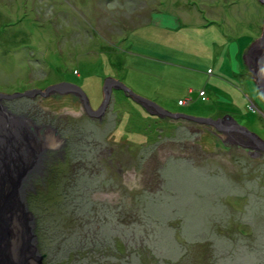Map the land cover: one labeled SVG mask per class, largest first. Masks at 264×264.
<instances>
[{
	"label": "rangeland",
	"instance_id": "obj_1",
	"mask_svg": "<svg viewBox=\"0 0 264 264\" xmlns=\"http://www.w3.org/2000/svg\"><path fill=\"white\" fill-rule=\"evenodd\" d=\"M157 18L175 31L161 37ZM263 23L258 0H0V92L67 82L96 110L111 77L170 113L230 116L264 141L262 95L248 81ZM110 100L97 118L71 94L0 100L10 194L0 218L7 208L23 218L17 249L1 238L0 264H38L31 246L40 264L264 260V151L158 118L120 90ZM49 181L58 201L42 211L31 199Z\"/></svg>",
	"mask_w": 264,
	"mask_h": 264
},
{
	"label": "water",
	"instance_id": "obj_2",
	"mask_svg": "<svg viewBox=\"0 0 264 264\" xmlns=\"http://www.w3.org/2000/svg\"><path fill=\"white\" fill-rule=\"evenodd\" d=\"M258 2L261 5H264V0H258ZM258 43V44H257ZM256 46V50H261L262 53L254 59V67L253 70H249L250 72V78L251 81L254 83L255 87L257 88L258 92L261 93L262 95V100L264 103V23L262 27V34L260 36V39H258L248 50V53H252L254 51V48ZM103 89V97H102V103L100 106L96 109L93 110L90 101H88L86 93H84L83 90L80 89L79 86L76 84H71V83H60V84H54L53 86L47 88L45 91L42 92H37V91H30V92H23L21 94L15 93L11 95L3 94L0 92V100L5 99V100H11L15 98H22V97H27V98H32L35 96L37 93L41 94L42 96L46 97L50 93H58L60 95L64 94H71V95H76L82 102V107L83 111H85V114L90 117V118H97L105 114L107 111V106L110 103L111 95L113 90L117 91L120 90L124 93L126 97H129L133 102H135L137 105H140L142 108H152L154 112H150L149 114L155 115L158 118H170V119H185L190 122L197 123L199 125H206L209 127H213L216 129L218 132L226 135L230 133H241L244 136H248L250 139L256 143V145L261 148V150L264 151V141L257 135L253 134L250 132L248 129H246L243 126L238 125L237 122L234 121V119L230 116H225L222 119H217V120H211L208 118H197V117H189L186 116L185 114H177V113H170L166 109L159 107L157 104H155L153 101L148 100L146 98L141 97L140 95H136L133 93L132 90L129 88H126L125 85L120 81L116 80L111 77H107L106 80L104 81V84L102 86ZM253 108V106H251ZM250 148V147H248ZM26 210V209H25ZM27 215L31 221L34 222L32 214L26 210ZM31 239L35 240L34 234L31 232ZM31 250L34 252V255H36V263L40 264V256L38 257V252L36 251V247L31 246ZM26 263V262H25ZM27 264V263H26Z\"/></svg>",
	"mask_w": 264,
	"mask_h": 264
},
{
	"label": "bare ground",
	"instance_id": "obj_3",
	"mask_svg": "<svg viewBox=\"0 0 264 264\" xmlns=\"http://www.w3.org/2000/svg\"><path fill=\"white\" fill-rule=\"evenodd\" d=\"M0 151H1V149H0ZM2 157V156H1ZM1 160L2 161H0V163L2 164V162L3 161H7L4 157L3 158H1ZM25 160V159H24ZM4 164H6L7 166H8V164L7 163H5V162H3ZM3 165V164H2ZM6 165H3V166H0V177L1 176H3L4 175V177H3V179H1L0 178V203H1V201L3 202H5V201H8V199H9V196H10V194H9V190H6L7 188H5L6 186V184L5 183H3V181L2 180H4V179H6L7 178V176L5 177V167H6ZM28 170V169H27ZM7 180V179H6ZM7 183V182H6ZM14 196V195H13ZM21 205V207H22V204H20ZM16 206H19V205H17V203H15V204H13L12 205V207H16ZM21 207H20V210H21ZM10 208H7V212L5 211V214L3 213V215H5V216H3V217H1L0 218V222H1V224L3 225V226H1L0 227V242H1V238L3 237V238H6L7 237V235H9L8 236V244L9 245H11V244H13L15 247H13L14 249L16 248V243H14L15 242V240L17 239V237H19L20 236V234H21V232H20V228L21 227H23L22 225L21 226H19L17 229H16V231L15 230H13V228H14V224L15 223H18V225L19 224H21L22 222H23V218H22V216L20 217V215H19V212L18 211H15V212H13V211H11V210H9ZM13 212V213H12ZM15 214V215H14ZM17 216H19V218L17 217ZM13 217V218H12ZM13 221H15L14 223H13ZM6 223H9V225L8 226H4V224H6ZM13 223V224H12ZM13 225V226H12ZM13 227V228H12ZM11 230V231H10ZM24 231V230H23ZM5 232H7L6 233V235H4V233ZM6 242V241H5ZM2 244V243H1ZM6 245V244H5ZM26 247V246H25ZM2 249V248H1ZM17 249V248H16ZM19 252V251H18ZM7 255V254H6ZM11 257V256H10ZM12 259V258H11ZM11 264V263H10Z\"/></svg>",
	"mask_w": 264,
	"mask_h": 264
},
{
	"label": "trees",
	"instance_id": "obj_4",
	"mask_svg": "<svg viewBox=\"0 0 264 264\" xmlns=\"http://www.w3.org/2000/svg\"><path fill=\"white\" fill-rule=\"evenodd\" d=\"M49 182H50V185H49L50 189H49L47 194L44 193V190H37V192H35V194H36L35 197L32 198V199L30 198L31 200H33L32 201L33 204L37 203L38 199H42L43 200V202L41 204H39L40 206L38 207V208L42 209V211H45V209L47 210V208L49 207V206H47L48 203H50V204L54 203V205H55L57 203V201H58V196H59V190L57 191L58 181L56 183H53L51 181H49ZM34 199H36V200H34ZM182 218L185 220V217H181L180 219H182ZM234 249H238V248L234 247ZM238 250H240V249H238ZM238 250H236V253H235V255L233 257L239 256L238 255ZM255 253H257V252H255ZM262 260L263 259H261V257H258L256 255L255 256V262L253 264H261V263L264 264V260H263V262H262ZM216 263L217 262L215 261L212 264H216Z\"/></svg>",
	"mask_w": 264,
	"mask_h": 264
},
{
	"label": "crops",
	"instance_id": "obj_5",
	"mask_svg": "<svg viewBox=\"0 0 264 264\" xmlns=\"http://www.w3.org/2000/svg\"><path fill=\"white\" fill-rule=\"evenodd\" d=\"M152 23H154L155 25H156V32H158L160 35H161V37H163V35H165V34H169V31H175L174 30V28L173 29H169L168 27H170V26H167L166 25V23H164L162 20H160L159 18H157V19H155V20H153L152 21ZM249 77H251V76H249ZM251 80V78H249V80L248 81H250ZM252 82V81H251ZM251 104H252V106L253 107H255L256 108V106L254 105V103L253 102H251ZM259 103H257V105H258Z\"/></svg>",
	"mask_w": 264,
	"mask_h": 264
},
{
	"label": "flooded vegetation",
	"instance_id": "obj_6",
	"mask_svg": "<svg viewBox=\"0 0 264 264\" xmlns=\"http://www.w3.org/2000/svg\"><path fill=\"white\" fill-rule=\"evenodd\" d=\"M259 106H261L260 104H258ZM230 137H232V138H234V137H236L237 138V135H242L243 136V138H245L246 139V141H250V142H252V146L256 149V150H261V148H259L257 145H256V143H254V141L252 140V139H250L248 136H244L243 134H241V133H230V134H228ZM263 151V150H262Z\"/></svg>",
	"mask_w": 264,
	"mask_h": 264
},
{
	"label": "built area",
	"instance_id": "obj_7",
	"mask_svg": "<svg viewBox=\"0 0 264 264\" xmlns=\"http://www.w3.org/2000/svg\"><path fill=\"white\" fill-rule=\"evenodd\" d=\"M251 109L253 110V108L251 107Z\"/></svg>",
	"mask_w": 264,
	"mask_h": 264
}]
</instances>
